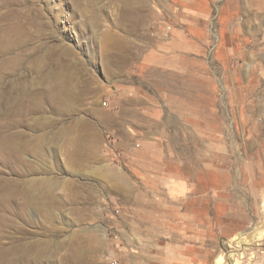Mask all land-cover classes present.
<instances>
[{"label":"rangeland","instance_id":"1","mask_svg":"<svg viewBox=\"0 0 264 264\" xmlns=\"http://www.w3.org/2000/svg\"><path fill=\"white\" fill-rule=\"evenodd\" d=\"M186 35L205 59L173 75L158 55ZM59 81L72 101L49 98ZM127 101L198 132L164 154L230 206L214 207L206 264H264V0H0V264L129 262L123 149L97 124ZM155 239L135 242L138 262Z\"/></svg>","mask_w":264,"mask_h":264},{"label":"crops","instance_id":"2","mask_svg":"<svg viewBox=\"0 0 264 264\" xmlns=\"http://www.w3.org/2000/svg\"><path fill=\"white\" fill-rule=\"evenodd\" d=\"M169 42L170 50L158 55V65L168 67L174 71L173 75L189 76L190 61L205 59L189 35ZM140 116L139 104L127 101L122 111L120 107L115 123L102 120L97 123L103 133L111 134L123 149L121 166L116 165L110 171L116 175L111 184L116 201L121 205L118 229L125 240L124 252L129 254L126 264H206L207 227L213 228L214 207H225V215H228L230 206L221 199L216 188H207L203 179L194 180L184 175L191 169L188 165H168L164 154L165 141L189 140L190 133L197 130L183 120L178 128L156 129L151 116L146 119ZM205 167L203 159L197 171ZM207 200L210 201L208 206ZM154 221L157 224L152 229ZM145 236L156 239L150 244L149 256L143 255L146 261L138 262L135 242ZM141 240L143 242L138 240V243L149 246Z\"/></svg>","mask_w":264,"mask_h":264},{"label":"bare ground","instance_id":"3","mask_svg":"<svg viewBox=\"0 0 264 264\" xmlns=\"http://www.w3.org/2000/svg\"><path fill=\"white\" fill-rule=\"evenodd\" d=\"M7 34V33H6ZM5 37V36H4ZM6 38H7V36H6ZM6 38H5V40H6ZM10 39L11 38H7V40L6 41H4V42H7L6 44H10ZM12 40V39H11ZM6 46V45H5ZM9 47V46H8ZM68 51V50H67ZM67 55V54H66ZM65 65V64H64ZM69 67H71V66H69ZM68 68V67H67ZM72 69V68H71ZM67 72V71H66ZM68 73H69V71H68ZM61 75V74H60ZM65 76V75H64ZM59 77V76H58ZM67 77H69V76H67ZM70 78V77H69ZM64 82H66V81H64ZM70 82V81H69ZM55 83H58V82H56L55 81ZM59 83H61L60 81H59ZM66 83H68V81L66 82ZM70 84V83H69ZM68 84V85H69ZM57 86V85H56ZM54 87V89L52 90V91H50V99H53L54 98V94H55V91L56 92H58L62 97V100H64V102H68V101H72V97H73V95L71 94V91L69 92V90H67V88H66V84H64V83H61V84H58V86L57 87ZM70 86V85H69ZM68 89H70V88H68ZM75 96V95H74ZM50 99H49V101H50ZM56 99V98H55ZM62 102V101H61ZM67 104V103H66ZM258 237H256V239H257ZM246 240V238L245 237H242L240 240H238V243L239 242H242V241H245ZM241 246H243V245H241ZM233 254L234 253H230L229 255H228V257H231L232 258V256H233ZM7 260L5 261V263L4 264H6V263H8L9 261H8V258H6ZM218 264L220 263V259H218Z\"/></svg>","mask_w":264,"mask_h":264},{"label":"built area","instance_id":"4","mask_svg":"<svg viewBox=\"0 0 264 264\" xmlns=\"http://www.w3.org/2000/svg\"><path fill=\"white\" fill-rule=\"evenodd\" d=\"M111 264H115V262L113 261V262H111Z\"/></svg>","mask_w":264,"mask_h":264}]
</instances>
